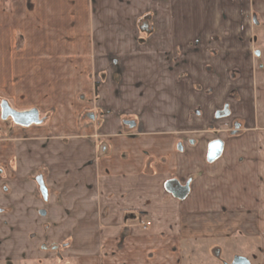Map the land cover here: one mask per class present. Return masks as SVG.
Here are the masks:
<instances>
[{
  "label": "crops",
  "instance_id": "crops-1",
  "mask_svg": "<svg viewBox=\"0 0 264 264\" xmlns=\"http://www.w3.org/2000/svg\"><path fill=\"white\" fill-rule=\"evenodd\" d=\"M252 11L264 23V0H0V99L41 120L0 114V263L66 242L72 264H185L230 248L264 264V89L220 121L222 99L203 94L206 66L248 65L264 35L241 26ZM235 119L236 137L213 134Z\"/></svg>",
  "mask_w": 264,
  "mask_h": 264
},
{
  "label": "rangeland",
  "instance_id": "rangeland-1",
  "mask_svg": "<svg viewBox=\"0 0 264 264\" xmlns=\"http://www.w3.org/2000/svg\"><path fill=\"white\" fill-rule=\"evenodd\" d=\"M248 23H245L243 20L239 19H233V23H239L241 21V26L245 27H264V23H261L260 18H258V15L255 13V11L250 13V16H248ZM232 23V24H233ZM230 25H228L229 27ZM240 26V24L235 25ZM253 43L254 48L249 53V61L248 65H245L243 67L237 66L236 63L232 67H219L217 66L215 69L212 68L210 65L206 66L204 69L206 75L205 77L209 78L210 84L206 91H203V94L207 97H211L215 93L217 94L218 100H221V104L219 103V106L216 109V112L213 114V118L215 121L224 120L231 115L230 111V103H240L241 97L246 96L250 100L253 98V106L257 107L258 103V94L260 93V89H264V35L258 36L255 35L253 37ZM220 52L213 51L211 53V56L217 57ZM236 55V53H235ZM216 89L218 91H216ZM227 95V96H226ZM227 97V98H226ZM224 99V100H223ZM249 100V101H250ZM0 99V103H1ZM191 102V101H190ZM193 102V101H192ZM202 103V102H201ZM204 103V102H203ZM202 103V104H203ZM203 104L201 106L200 103H196L191 110V118L192 119H200L201 118V111L203 109ZM50 116L49 113L43 114V117L41 116L42 120H45L44 118L48 119ZM243 121L241 119H235L233 122H231V125L227 123H223L218 125L216 129L213 130V134L217 135V137H221L223 134L229 135L231 137H236L238 132L241 130V126H243ZM1 177V176H0ZM33 184L35 182L37 187L36 195L32 196L34 200L40 201L43 205L48 203V191L42 189L41 187L45 188L44 181L38 177L33 181V177L30 180ZM6 185L3 183V187L0 188L4 194H6ZM46 189V188H45ZM44 192V193H43ZM2 208L0 207V213ZM33 238V234H30L29 236ZM66 243V242H65ZM65 243H62L61 245H42L41 247V253L45 255L44 258L40 260H22L20 262H17L15 264H72L66 260H64L62 254L65 252L66 249ZM253 247V246H252ZM209 250V249H208ZM206 250V254H204V257L200 260H194L191 261L188 259V255L186 260L184 261L185 264L191 263V264H231L234 260L235 251L234 248H230L226 251H223L220 255H214ZM253 251V249H252ZM255 251V247H254ZM253 251V252H254ZM51 254H56V258L50 259ZM256 254H246L243 256H246L251 262V264H258L255 256ZM0 264H14V263H0Z\"/></svg>",
  "mask_w": 264,
  "mask_h": 264
},
{
  "label": "water",
  "instance_id": "water-1",
  "mask_svg": "<svg viewBox=\"0 0 264 264\" xmlns=\"http://www.w3.org/2000/svg\"><path fill=\"white\" fill-rule=\"evenodd\" d=\"M0 114L2 120L10 119L15 125L26 128L31 125H38L41 123L39 119V114L37 110H29L25 112H18L12 110L9 104L6 101L0 103ZM125 126L133 127L134 122H124ZM223 150V143L221 141L215 140L211 142L208 146L207 159L212 162L220 157V153ZM177 192L175 189L172 190L173 193H176L179 198H183L185 193L188 191V187L178 189ZM44 193V192H43ZM231 264H249V262L240 257L234 258Z\"/></svg>",
  "mask_w": 264,
  "mask_h": 264
},
{
  "label": "flooded vegetation",
  "instance_id": "flooded-vegetation-1",
  "mask_svg": "<svg viewBox=\"0 0 264 264\" xmlns=\"http://www.w3.org/2000/svg\"><path fill=\"white\" fill-rule=\"evenodd\" d=\"M125 122H131V121H125ZM126 127H128V126H126ZM171 188H173V186ZM42 189L46 190L44 187H41V191H42Z\"/></svg>",
  "mask_w": 264,
  "mask_h": 264
},
{
  "label": "built area",
  "instance_id": "built-area-1",
  "mask_svg": "<svg viewBox=\"0 0 264 264\" xmlns=\"http://www.w3.org/2000/svg\"><path fill=\"white\" fill-rule=\"evenodd\" d=\"M150 225V223H145V226L147 227V226H149Z\"/></svg>",
  "mask_w": 264,
  "mask_h": 264
}]
</instances>
